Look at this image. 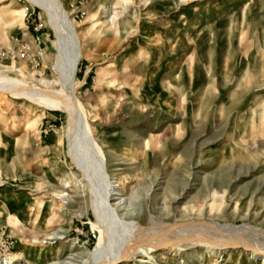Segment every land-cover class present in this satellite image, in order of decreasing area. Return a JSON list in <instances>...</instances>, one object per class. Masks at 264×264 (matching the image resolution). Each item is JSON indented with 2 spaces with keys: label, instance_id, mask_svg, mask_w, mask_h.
I'll return each mask as SVG.
<instances>
[{
  "label": "rangeland",
  "instance_id": "rangeland-1",
  "mask_svg": "<svg viewBox=\"0 0 264 264\" xmlns=\"http://www.w3.org/2000/svg\"><path fill=\"white\" fill-rule=\"evenodd\" d=\"M61 1L0 0V82L64 94L71 24L84 108L0 89V264H88L105 189L118 264H264V0Z\"/></svg>",
  "mask_w": 264,
  "mask_h": 264
},
{
  "label": "bare ground",
  "instance_id": "bare-ground-1",
  "mask_svg": "<svg viewBox=\"0 0 264 264\" xmlns=\"http://www.w3.org/2000/svg\"><path fill=\"white\" fill-rule=\"evenodd\" d=\"M33 1H34V3L40 5L44 10L60 14L59 17L65 16V19H67V14H66V11L64 10V6H63V3L61 0H33ZM57 27H59V26L57 25ZM60 31H61V29H60ZM69 34L71 35L70 43H71L73 52L71 54H69V53L66 54V56H64V58L61 59V63H60V67H59L61 83H62L63 88L65 89L64 94H58V93L50 92V91H41V90L36 89V88H31V87H29L23 83L21 84L19 82L20 80L17 81V79H14L11 82L6 81V80L1 81L0 82V89H2V90L9 89V92L13 93L14 95L31 98L33 100H36L40 103H43V104H46L49 106L59 107V108L63 109L64 111H66L68 114H70V116H72L74 119L76 116H78V113H79V116H81L79 109L81 110L83 107H81L82 105L80 103H78V101L74 97V92H75V89L78 85L75 82V72L77 69L78 59H79L78 58V51L80 49L78 48L79 47V40L76 37V34L71 27V24L69 26ZM83 123H84V121H83ZM91 138H92V136H91ZM76 153H77V151H76ZM77 161H78L79 166H81L82 169L84 170L85 176H87V178L90 179V181L93 185L95 183L94 177L91 173H89L88 170H86L84 168L83 165H84L85 161L83 160L82 157H80L78 155V153H77ZM87 164H89V163H86V165ZM87 166L89 167V165H87ZM98 166L100 167V170L102 171L104 168L103 159L99 160ZM102 182H104V181L102 180ZM97 184H98V182H97ZM101 195L102 196L100 199V202H101L100 206L97 205L96 203L93 205L94 214L97 218L96 227L99 230L100 237H98L99 241L97 243L96 248L93 249L92 252H90L88 264H118V263H120V261L124 257V253L132 245L130 242L124 241L120 245H118V247L114 250L110 247V243H109L108 238H107L108 237V231H107V228L105 225V220L103 219V213H102V208H101V207L104 208V206L107 207L108 199H109L108 195H110V194H109L108 190L105 189ZM109 226H111V225H109ZM130 234H133V233L130 232ZM143 234L144 233H140V234L138 233L137 235L143 236ZM135 236L136 235L133 234L132 238L134 240H136L135 243H137V241L140 239V237L139 236L135 237ZM152 245H154V244H152ZM19 259H22V255L16 254V256L14 258H9V262L18 261Z\"/></svg>",
  "mask_w": 264,
  "mask_h": 264
},
{
  "label": "built area",
  "instance_id": "built-area-1",
  "mask_svg": "<svg viewBox=\"0 0 264 264\" xmlns=\"http://www.w3.org/2000/svg\"><path fill=\"white\" fill-rule=\"evenodd\" d=\"M84 13L85 12L82 9H78L77 13H75V15H74V18H78V17L84 15ZM1 54L3 55L4 53H1Z\"/></svg>",
  "mask_w": 264,
  "mask_h": 264
}]
</instances>
